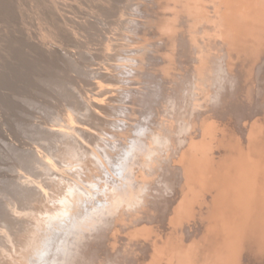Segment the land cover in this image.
<instances>
[{
    "label": "bare ground",
    "instance_id": "1",
    "mask_svg": "<svg viewBox=\"0 0 264 264\" xmlns=\"http://www.w3.org/2000/svg\"><path fill=\"white\" fill-rule=\"evenodd\" d=\"M41 1L0 264H264V0Z\"/></svg>",
    "mask_w": 264,
    "mask_h": 264
},
{
    "label": "rangeland",
    "instance_id": "2",
    "mask_svg": "<svg viewBox=\"0 0 264 264\" xmlns=\"http://www.w3.org/2000/svg\"><path fill=\"white\" fill-rule=\"evenodd\" d=\"M78 2L83 3L84 0H78ZM95 2L104 4L106 8L114 7L111 0H109V3L104 2V0ZM42 10H44V13L49 14L50 8L43 5L41 0H0V106L1 103L3 104L4 95L8 91L7 87L18 85V80L25 73L27 58L23 54L24 50L27 47L31 50L28 45L36 36L44 38L40 34L43 22L40 13ZM27 62L29 63V60ZM20 71L21 77L18 73Z\"/></svg>",
    "mask_w": 264,
    "mask_h": 264
}]
</instances>
